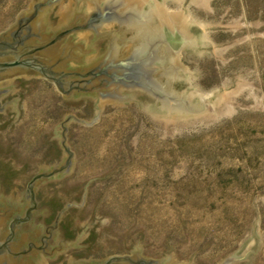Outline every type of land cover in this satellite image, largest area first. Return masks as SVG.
<instances>
[{
    "label": "rangeland",
    "instance_id": "obj_1",
    "mask_svg": "<svg viewBox=\"0 0 264 264\" xmlns=\"http://www.w3.org/2000/svg\"><path fill=\"white\" fill-rule=\"evenodd\" d=\"M33 0H0V34ZM147 18L164 52L144 100L108 103L99 121L76 118L65 136L72 174L41 183L44 224L80 246L47 264L132 254L219 264H264V0H125ZM80 0H52L50 24L72 22ZM0 111V192L17 200L37 171L60 166L62 122L92 121L94 99L67 98L50 78L19 74ZM170 94H174L172 98Z\"/></svg>",
    "mask_w": 264,
    "mask_h": 264
},
{
    "label": "water",
    "instance_id": "obj_2",
    "mask_svg": "<svg viewBox=\"0 0 264 264\" xmlns=\"http://www.w3.org/2000/svg\"><path fill=\"white\" fill-rule=\"evenodd\" d=\"M51 2L33 0L30 8L22 10L15 23L0 34V40H12L14 33L17 37L24 36L28 32L26 25H30L31 30L38 33L31 43L39 45L34 51L42 63L17 58L19 52H11L9 58L12 60L0 61V79L19 74L50 78L69 99H94L99 114L88 122L70 114L62 122L65 154L61 165L37 171L24 185L17 200L0 192V264H47L67 249L80 246L62 238L56 229L61 212L67 206L53 223L46 225L44 217L50 214V209L37 195L41 183L72 174L76 155L65 136L71 119L92 125L99 121L103 108L110 102L146 101L166 91L158 83L166 62L164 52L149 29L147 18L127 9L125 0H80L74 20L61 26L49 22L47 11ZM49 44L51 47L45 48ZM13 87H0V111L18 108L19 98L6 104L1 102ZM170 96L175 97L174 94ZM259 249L260 242L252 240L219 264H236ZM68 264L191 263L170 255L151 258L138 246L132 254L112 255L103 260L71 258Z\"/></svg>",
    "mask_w": 264,
    "mask_h": 264
},
{
    "label": "flooded vegetation",
    "instance_id": "obj_3",
    "mask_svg": "<svg viewBox=\"0 0 264 264\" xmlns=\"http://www.w3.org/2000/svg\"><path fill=\"white\" fill-rule=\"evenodd\" d=\"M26 29L28 32H26V34H24V36L17 37L18 35L16 33H14L12 40H7V39H1L0 40V41H2L0 44V61L12 60L9 58L10 53L11 52H19L17 58L21 57V58L31 59V62L34 64L42 63L41 59L38 57V55L35 54V51H34V49H36L39 45L31 43V40L34 37V35H36L38 33H34L31 30L30 25H28V24L26 25ZM48 42L49 41H47L46 43H48ZM46 43H43L42 45H45ZM49 47H51V44L45 46V48H49ZM34 59H36V60H34ZM31 196H33V194ZM30 208H32V207H30ZM30 211H31V209H28V212H30ZM23 221H21V222H23ZM13 241H15L14 237H13ZM9 249H11L10 246H9ZM8 251H10V250H8ZM17 264H23V263H17Z\"/></svg>",
    "mask_w": 264,
    "mask_h": 264
}]
</instances>
